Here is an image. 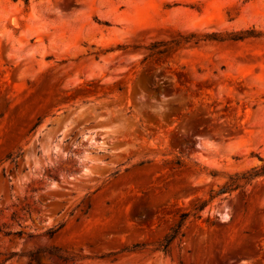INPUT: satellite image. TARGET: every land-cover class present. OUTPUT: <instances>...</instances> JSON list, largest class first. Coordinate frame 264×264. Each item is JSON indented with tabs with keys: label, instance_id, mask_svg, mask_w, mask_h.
Here are the masks:
<instances>
[{
	"label": "rangeland",
	"instance_id": "obj_1",
	"mask_svg": "<svg viewBox=\"0 0 264 264\" xmlns=\"http://www.w3.org/2000/svg\"><path fill=\"white\" fill-rule=\"evenodd\" d=\"M263 162L264 0H0V264H264Z\"/></svg>",
	"mask_w": 264,
	"mask_h": 264
},
{
	"label": "trees",
	"instance_id": "obj_2",
	"mask_svg": "<svg viewBox=\"0 0 264 264\" xmlns=\"http://www.w3.org/2000/svg\"><path fill=\"white\" fill-rule=\"evenodd\" d=\"M25 1L27 2L28 0H25ZM259 36L260 34L256 33L254 30H247L243 32L230 33L226 36H221L215 33L205 34V35H202L201 37H197L196 35H191L189 37H186V40L187 41L193 40L196 45L199 44V42L201 41L203 42L229 41L231 43H238V42H243L247 39L258 38ZM258 177H264V162L261 166L253 168L251 171L245 172L241 175H235V176L230 177L229 181L219 191H217L215 195H213V197L217 195H222L225 193L236 191L243 186L241 185L240 182H243V184L248 183L251 180L258 178ZM203 207L204 205H201L199 209H203ZM185 217H186V214H183L182 221L185 220ZM182 225L183 223H180L175 228H173L170 234L161 242L160 249L163 252H167L169 245L179 234V230L182 227Z\"/></svg>",
	"mask_w": 264,
	"mask_h": 264
}]
</instances>
